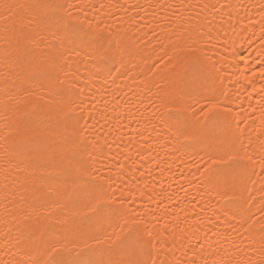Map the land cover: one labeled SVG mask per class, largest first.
Masks as SVG:
<instances>
[{
	"label": "snow or ice",
	"instance_id": "snow-or-ice-1",
	"mask_svg": "<svg viewBox=\"0 0 264 264\" xmlns=\"http://www.w3.org/2000/svg\"><path fill=\"white\" fill-rule=\"evenodd\" d=\"M0 22V264H264V0Z\"/></svg>",
	"mask_w": 264,
	"mask_h": 264
},
{
	"label": "bare ground",
	"instance_id": "bare-ground-1",
	"mask_svg": "<svg viewBox=\"0 0 264 264\" xmlns=\"http://www.w3.org/2000/svg\"><path fill=\"white\" fill-rule=\"evenodd\" d=\"M14 2L22 4V3H25L26 0H14ZM133 2H134V0H133ZM23 15H24V12H23V10H21V16H23ZM2 28H3V22H0V29H2ZM250 51H251V49H248L247 45H244L241 49V55L247 56ZM136 59L138 60L139 57L137 56ZM0 67H2V66H0ZM257 86H259V85H257ZM3 87H4L3 84L0 83V92H2ZM12 180H13V178L9 177V181L11 182ZM3 183H4L3 178L0 177V188L3 187ZM2 197H3V193L0 192V199H2ZM2 216H3V213L0 212V218H2ZM9 227H12L11 223L9 224ZM2 231H3V224H2V219H0V232H2Z\"/></svg>",
	"mask_w": 264,
	"mask_h": 264
}]
</instances>
